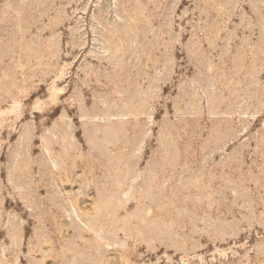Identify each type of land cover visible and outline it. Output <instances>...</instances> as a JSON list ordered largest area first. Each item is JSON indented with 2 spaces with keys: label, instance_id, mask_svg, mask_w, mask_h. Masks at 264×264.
<instances>
[{
  "label": "rangeland",
  "instance_id": "374dc122",
  "mask_svg": "<svg viewBox=\"0 0 264 264\" xmlns=\"http://www.w3.org/2000/svg\"><path fill=\"white\" fill-rule=\"evenodd\" d=\"M0 264H264V0H0Z\"/></svg>",
  "mask_w": 264,
  "mask_h": 264
}]
</instances>
